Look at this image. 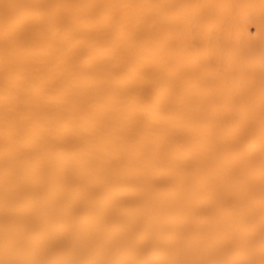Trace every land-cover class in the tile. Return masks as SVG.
<instances>
[{"label": "bare ground", "instance_id": "obj_1", "mask_svg": "<svg viewBox=\"0 0 264 264\" xmlns=\"http://www.w3.org/2000/svg\"><path fill=\"white\" fill-rule=\"evenodd\" d=\"M0 264H264V0H0Z\"/></svg>", "mask_w": 264, "mask_h": 264}]
</instances>
